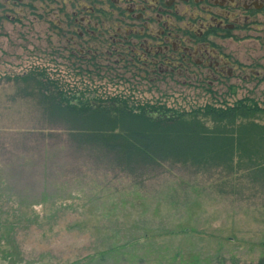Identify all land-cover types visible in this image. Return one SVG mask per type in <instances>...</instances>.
<instances>
[{"label": "rangeland", "instance_id": "rangeland-1", "mask_svg": "<svg viewBox=\"0 0 264 264\" xmlns=\"http://www.w3.org/2000/svg\"><path fill=\"white\" fill-rule=\"evenodd\" d=\"M36 11L0 0V131L39 126L31 101L19 96L14 102L11 99L20 93L21 85L7 81L33 67L46 68L52 77L71 87L82 89L87 85L100 94L132 95L143 102L158 101L176 109L208 103L231 105L243 97L264 104V12L255 24L243 25L231 38L217 42V51L231 62L227 68L232 75L214 80L208 71L196 76V67L186 71L178 68L177 62H173L176 67L172 73L157 75L149 66L148 71L138 70L141 62L131 58L124 61L126 57L121 60L104 52L90 59L111 68L106 76H98L96 67L88 65L89 60L67 56L54 35L52 41L49 39L45 23H52L46 17L44 21L37 18ZM73 49L66 51L79 48ZM140 52L136 50L143 60ZM80 69L90 73L76 75ZM3 141L10 150V141ZM2 158L0 164L4 165ZM59 164L62 172L57 169ZM94 164L76 153L58 156L55 170L51 169L53 175L58 171L57 179L49 174L44 177L50 187L47 193L52 196L40 203H34L35 198L20 202L22 224L31 225L15 239L24 247L23 252L18 250L19 255L14 249L10 259H0V264H264V197L199 200L191 193L203 194L220 186L221 190L213 192L219 194L228 186L202 177L184 179L185 172L178 168L122 174ZM41 174L37 171L27 177L28 191L41 190ZM179 180L187 182L186 191L181 193L187 192L188 199L186 205L178 204L179 210H175L169 203L177 202V198H171L181 186ZM50 224H55L53 232L47 230ZM143 227L150 235L138 241ZM159 230L169 235L161 237ZM57 241L58 247L54 246ZM2 242L0 248L4 249Z\"/></svg>", "mask_w": 264, "mask_h": 264}, {"label": "trees", "instance_id": "trees-1", "mask_svg": "<svg viewBox=\"0 0 264 264\" xmlns=\"http://www.w3.org/2000/svg\"><path fill=\"white\" fill-rule=\"evenodd\" d=\"M75 58L89 60L88 65L96 67L98 76H106L111 70L90 59ZM101 71L103 75L99 74ZM82 73L90 71L80 69L76 75ZM7 81L21 85L20 93L11 99L14 102L19 96L31 101L39 126L0 131V157L4 161V165L0 164V243L3 241L5 247L0 248L2 261L10 259L14 249L20 252L24 249L15 239L31 225L22 224L20 216L24 211L20 202L35 198L34 203H40L52 196L47 193L50 187L44 183L47 182L44 177L49 174L57 179L58 171L53 175L51 169L55 170L56 159L65 152L95 161L96 168L122 174L178 168L185 172L184 179L202 177L228 186V190L219 194L213 192L221 190L220 186L202 191L203 194L191 193V197L199 200L264 197V104L253 98L243 97L231 105L208 103L186 110L158 101L143 102L132 95L100 94L87 85L82 89L77 85L71 87L41 67H33ZM4 139L10 141V150ZM57 169L62 172L60 164ZM37 171L42 173V188L30 192L25 186L26 179ZM179 181L181 186L171 198H177V202L169 203L175 210H179L178 204L186 205L188 199L187 192L181 193L186 191L187 182ZM54 225L50 224L47 230L53 232ZM141 233L136 240L150 235L145 227ZM158 235L169 234L159 230ZM54 246L58 247V241Z\"/></svg>", "mask_w": 264, "mask_h": 264}, {"label": "flooded vegetation", "instance_id": "flooded-vegetation-1", "mask_svg": "<svg viewBox=\"0 0 264 264\" xmlns=\"http://www.w3.org/2000/svg\"><path fill=\"white\" fill-rule=\"evenodd\" d=\"M10 1L16 8L37 10L42 21L46 17L52 23H45L49 39L54 35L67 56L91 59L104 52L141 62L138 70L149 66L157 75L172 73L177 62L186 71L196 67V76L208 71L214 80L232 75L227 68L231 62L217 51V42L255 24L264 12V0Z\"/></svg>", "mask_w": 264, "mask_h": 264}]
</instances>
